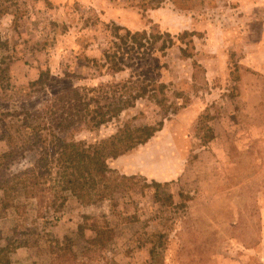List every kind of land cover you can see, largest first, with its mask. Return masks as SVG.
Returning a JSON list of instances; mask_svg holds the SVG:
<instances>
[{"label": "rangeland", "instance_id": "rangeland-1", "mask_svg": "<svg viewBox=\"0 0 264 264\" xmlns=\"http://www.w3.org/2000/svg\"><path fill=\"white\" fill-rule=\"evenodd\" d=\"M112 24L152 42L118 73L92 64ZM139 74L150 81L139 86H166L165 106L140 99L77 140H106L126 121L162 129L107 160L96 203L67 193L56 211H17L0 189V264H264V0H0V186L38 155L16 148L27 132L12 114ZM95 229L106 233L91 245ZM14 241L26 247L8 252Z\"/></svg>", "mask_w": 264, "mask_h": 264}, {"label": "trees", "instance_id": "trees-1", "mask_svg": "<svg viewBox=\"0 0 264 264\" xmlns=\"http://www.w3.org/2000/svg\"><path fill=\"white\" fill-rule=\"evenodd\" d=\"M107 27L113 40L102 52L101 59L92 61L95 70L106 67L113 73L121 72L126 66V57L138 59L151 48L152 42L146 39L145 33L130 32L113 24ZM140 79L150 82L148 74H139L123 83L72 87L53 96L39 110L12 114L27 132L22 139L23 144L16 145V148L20 152L36 150L38 155L31 167L10 175L0 186L9 207L19 211L23 205L25 208L34 201L43 210L56 211L65 200L62 194L67 193L82 205L102 200V194L110 188L114 174L107 160L148 142L162 129L163 121L140 127L126 121L117 127L114 135L92 144L78 141L77 136L83 131H96L112 121L119 122L121 114L134 108L140 99L153 100L160 109L164 107L166 86H139ZM158 95L161 99H157ZM18 153L9 152V160L12 161ZM152 185L159 186L156 182ZM19 196L22 201L11 205L10 202H16ZM39 217L42 218L41 215ZM82 219L90 218L83 215ZM84 230L83 226L78 227L79 233L82 234ZM105 231L95 229V238L89 244L100 241ZM157 240L159 243L151 244L148 252L153 263L164 249L160 237ZM14 244L6 247V250L9 252L26 247L15 241Z\"/></svg>", "mask_w": 264, "mask_h": 264}, {"label": "crops", "instance_id": "crops-1", "mask_svg": "<svg viewBox=\"0 0 264 264\" xmlns=\"http://www.w3.org/2000/svg\"><path fill=\"white\" fill-rule=\"evenodd\" d=\"M122 156H124V155H121V156H119V157H117V158L119 159V158H121ZM125 156H126V155H125ZM117 158H116V159H117ZM118 169H120V170L123 172V173L121 172V174H123V175H125V176H127V174H137L136 172H134V173H133V172H132V173H131V172H126V171L122 170L121 168H118Z\"/></svg>", "mask_w": 264, "mask_h": 264}]
</instances>
